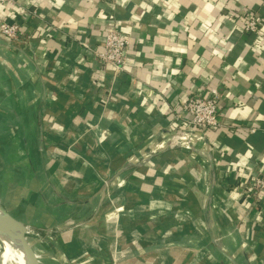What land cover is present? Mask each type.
Listing matches in <instances>:
<instances>
[{"label":"crops","instance_id":"crops-1","mask_svg":"<svg viewBox=\"0 0 264 264\" xmlns=\"http://www.w3.org/2000/svg\"><path fill=\"white\" fill-rule=\"evenodd\" d=\"M248 12L264 18V0L0 3L24 31L0 35L7 209L60 230L54 249L30 235L38 264H264V203L239 187L264 173V36L242 29ZM111 29L131 41L120 72L97 56ZM193 93L218 95L230 124L180 138Z\"/></svg>","mask_w":264,"mask_h":264},{"label":"built area","instance_id":"built-area-1","mask_svg":"<svg viewBox=\"0 0 264 264\" xmlns=\"http://www.w3.org/2000/svg\"><path fill=\"white\" fill-rule=\"evenodd\" d=\"M113 1V0H102ZM3 5H14L16 0H0ZM242 29L249 33L264 36V18L257 12H248L242 20ZM0 35L8 40H18L24 35L23 28L14 21L0 20ZM130 39L120 30L111 29L107 32L103 43V50L97 53L102 64L109 65L115 72L124 70L128 64ZM84 47H89L85 42ZM176 114L181 117L188 116L185 131L180 138L189 139L195 132L205 133L212 128L225 127L230 123L224 119L221 102L218 95L193 93L180 105ZM240 190L245 195L246 206H251L252 200L264 203V173L254 174L252 182L239 184ZM32 232L33 228L29 226ZM53 231V230H49Z\"/></svg>","mask_w":264,"mask_h":264},{"label":"rangeland","instance_id":"rangeland-1","mask_svg":"<svg viewBox=\"0 0 264 264\" xmlns=\"http://www.w3.org/2000/svg\"><path fill=\"white\" fill-rule=\"evenodd\" d=\"M12 117L13 116L3 115L0 113V142L4 141L6 138H9L12 136L14 139L17 138L16 133L13 135L12 131L7 129V127H6L7 124L5 123V120L10 121L12 119ZM2 155H3V157H5L6 153L4 154V151H2L0 148V203L5 208H11V211L13 213H17L18 211L16 210V207L19 205V200H18L19 198L15 194H12L10 192L11 190H9V192H8V190H6V183L4 182V180H2V176L5 175V173L3 171L4 169H3V160H2L3 157H2ZM12 155L16 156L15 153H13ZM15 164H16V162H15ZM48 230H43V229L37 230V228H33L32 233L34 235H36V237L38 236L40 238V242L43 243V245H45L49 249L50 248L54 249L55 245L53 243L51 244V242H49L47 240V238H46L47 234L46 233H48V232H50V233L57 232L58 233L60 230H58V229H53L54 231H48ZM1 250H2V248L0 247V264H4V259H3V256L1 254Z\"/></svg>","mask_w":264,"mask_h":264},{"label":"bare ground","instance_id":"bare-ground-1","mask_svg":"<svg viewBox=\"0 0 264 264\" xmlns=\"http://www.w3.org/2000/svg\"><path fill=\"white\" fill-rule=\"evenodd\" d=\"M1 210L2 207L0 205V216L3 220L8 221L9 219L1 213ZM19 232L20 229L15 226H0V247L2 248L1 254L4 259V264H23V254L21 243L19 241ZM28 234L32 235V232L28 231Z\"/></svg>","mask_w":264,"mask_h":264},{"label":"water","instance_id":"water-1","mask_svg":"<svg viewBox=\"0 0 264 264\" xmlns=\"http://www.w3.org/2000/svg\"><path fill=\"white\" fill-rule=\"evenodd\" d=\"M2 210L1 213L4 214L5 217H7L9 220H3L0 216V226H6V227H18L20 229L19 232V241L21 243V249L23 254V264H38L34 252H33V244L31 241V236L28 234L29 226L23 223L22 221L16 219L10 211L5 208L0 203ZM30 238V239H29Z\"/></svg>","mask_w":264,"mask_h":264}]
</instances>
